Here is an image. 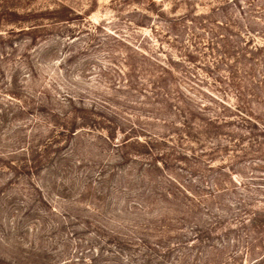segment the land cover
<instances>
[{"label": "rangeland", "instance_id": "374dc122", "mask_svg": "<svg viewBox=\"0 0 264 264\" xmlns=\"http://www.w3.org/2000/svg\"><path fill=\"white\" fill-rule=\"evenodd\" d=\"M0 264H264V0H0Z\"/></svg>", "mask_w": 264, "mask_h": 264}]
</instances>
